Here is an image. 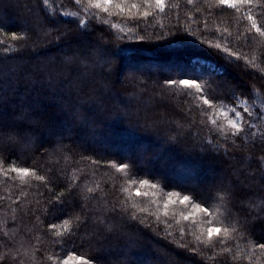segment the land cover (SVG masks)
Returning <instances> with one entry per match:
<instances>
[{
  "label": "trees",
  "instance_id": "trees-1",
  "mask_svg": "<svg viewBox=\"0 0 264 264\" xmlns=\"http://www.w3.org/2000/svg\"><path fill=\"white\" fill-rule=\"evenodd\" d=\"M90 1L0 0L3 264H264V184L247 179L264 165V36L246 18L264 31V0ZM232 93L236 136L217 117ZM141 181L159 201L131 193ZM184 195L221 229L211 242L165 208ZM65 219L75 235L53 243Z\"/></svg>",
  "mask_w": 264,
  "mask_h": 264
},
{
  "label": "snow or ice",
  "instance_id": "snow-or-ice-1",
  "mask_svg": "<svg viewBox=\"0 0 264 264\" xmlns=\"http://www.w3.org/2000/svg\"><path fill=\"white\" fill-rule=\"evenodd\" d=\"M80 0H77V3H79ZM189 3H192V0H188ZM38 3H39V0H38ZM111 3V0H97V2L95 3H92L90 4V7L92 8H97V9H100V8H104V10H107V5ZM218 3L220 5H226L227 7L229 8H233L235 9L237 12H240L241 10V7H238L239 6H252L253 5V0H218ZM155 5L157 8H159L161 11H163V8H164V0H155ZM27 7V5H26ZM133 8L136 7L135 4L132 5ZM145 16L149 15L148 12H145L144 13ZM247 20L250 21L251 23V28L256 30L261 36H264V31H261V29L257 26V23L256 21L253 19V16L252 15H247ZM45 19H48L47 16H45ZM51 22V21H50ZM15 38V37H14ZM216 47L218 49H221V45L220 44H217ZM221 51H224L226 53L227 56H232V52L228 51L227 49H221ZM226 63H232L233 61L231 60H226L225 61ZM175 83V81H170L169 84H173ZM179 83L184 87V88H187V89H192V88H195L197 92H201L202 89L200 88L199 84L197 83H193L191 82L189 79H181L179 81ZM230 98L234 101H237V103L234 105L233 108L231 109H226V111H224L222 114L223 115H227L228 112H234L235 114V117L237 120H240L242 119L239 111H235L236 108L239 107V98L235 96L234 93L230 94ZM203 104L204 105H208L209 107H211L212 105L210 104V101L209 99L205 98L203 100ZM259 119H264V115H261L258 117ZM147 119V117L145 118ZM228 125L231 129H233L234 131L232 132V135L233 136H236L237 133L241 132V128L239 126L238 123L234 122L233 120L229 119L228 120ZM220 131H223V129H220ZM6 134V130L4 129H0V136H3ZM15 134L19 137L22 138L23 136V130L21 129H17ZM14 148V145H4L2 143H0V152H3V151H11L13 150ZM262 161H264V157H262ZM113 167H116V165H113ZM125 167H127V165H124V166H121V167H118L117 168V171H124L125 170ZM258 168L262 169L260 171V175L257 177V176H253L251 174H249V176L247 177L248 180H259L261 184H264V165H260L258 166ZM10 171L12 172H19L22 176H27L29 175V172H28V169L26 168H20V169H17V168H11L9 169ZM37 179H43V177H37ZM145 183H147V181H141V186H143ZM153 187H155V185H153ZM91 191V190H90ZM137 195H139L140 193L137 192L136 193ZM60 195H63V193H61ZM189 201V196L188 195H184L182 197V199H180V203L181 204H184L186 202ZM168 203H173V201L171 200V196L169 198V201ZM168 203H166L164 206L165 208H167L168 206ZM113 211H116V207L113 206ZM201 211H203V209H201ZM240 211H243L242 209ZM231 217L229 216V219ZM133 219H135V217H133ZM185 219H187V217H185ZM75 220L77 222V228H81V227H86L87 224H86V221L81 219L80 216H76L75 217ZM62 228H63V231H56L55 232V235L60 238L58 240H55L53 241V243H61L64 236H65V233H68V235H75V232H73L70 228V221L65 219L64 220V224L62 225ZM221 232V229L220 228H215V227H211L208 229V241L211 242L212 241V237H213V234H219ZM228 229L225 228L224 229V235L225 236H228ZM264 246V245H262ZM9 257V253H2L0 254V264H3V262ZM47 259L48 260H53V264H55V261H54V258L52 255H48L47 256ZM11 260L13 261H16L17 260V254H13L11 255ZM70 260H76V257L75 256H69L67 259H63L61 261V264H69V261ZM20 264H23V261H20ZM76 264H80V261L79 260H76ZM84 264H88V261H85Z\"/></svg>",
  "mask_w": 264,
  "mask_h": 264
},
{
  "label": "rangeland",
  "instance_id": "rangeland-1",
  "mask_svg": "<svg viewBox=\"0 0 264 264\" xmlns=\"http://www.w3.org/2000/svg\"><path fill=\"white\" fill-rule=\"evenodd\" d=\"M97 2V0H93V1H90V4L92 3H95ZM113 3V0H111V3L107 5V9L109 8V6ZM78 4V3H77ZM239 6V5H238ZM92 8V7H91ZM71 10V9H70ZM87 9L86 8H83L82 11H86ZM92 10L99 15L100 12L102 13H105L106 10H104V8H100V9H97V8H92ZM73 11V10H71ZM75 12V11H73ZM94 12H92L94 14ZM74 15H76V13H66V16L67 17H75ZM77 17V16H76ZM239 103V107L235 109V111H239L242 119L240 120H237L236 117H235V114L234 112H228L227 115H223L222 113L224 111H226V109H231L234 107V105H228V104H225V105H222L218 108V111H217V117L219 119H221L227 126L228 125V120L231 119L233 120L234 122L238 123L239 126L241 127L242 125V122H243V114L245 113V111L247 110V107H246V103L244 102H238ZM139 192L140 194L137 195L136 193ZM132 194L136 195V196H141V197H146V198H149V199H152L153 200H157L159 201L160 198L158 196V194H156L155 191H153L148 185L144 184L143 186L140 185H134V189L131 191ZM169 200H167V203H168ZM173 203H168L169 206L171 207H174V208H177V209H180V211L178 212L179 214H184L183 217H187V219H190V221L192 222H200L202 225H205L207 226V230L205 228V231L206 233H208V229L211 228V227H215L207 222H205V218H207L206 214L201 212L199 209H196V208H193L188 202L184 203V204H181L180 203V199L177 198V199H174L172 200ZM183 211V212H182ZM209 227V228H208ZM203 228V227H202ZM216 228V227H215ZM69 264H76V260H71L69 261Z\"/></svg>",
  "mask_w": 264,
  "mask_h": 264
}]
</instances>
